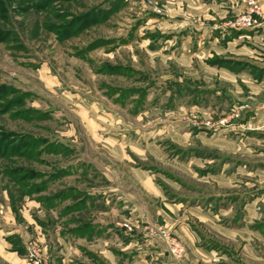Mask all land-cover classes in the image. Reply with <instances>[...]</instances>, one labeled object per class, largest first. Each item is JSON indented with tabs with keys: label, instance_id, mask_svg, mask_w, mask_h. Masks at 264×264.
I'll list each match as a JSON object with an SVG mask.
<instances>
[{
	"label": "rangeland",
	"instance_id": "1",
	"mask_svg": "<svg viewBox=\"0 0 264 264\" xmlns=\"http://www.w3.org/2000/svg\"><path fill=\"white\" fill-rule=\"evenodd\" d=\"M216 1L0 0V264H264V28Z\"/></svg>",
	"mask_w": 264,
	"mask_h": 264
},
{
	"label": "built area",
	"instance_id": "2",
	"mask_svg": "<svg viewBox=\"0 0 264 264\" xmlns=\"http://www.w3.org/2000/svg\"><path fill=\"white\" fill-rule=\"evenodd\" d=\"M141 1L156 15H163L165 12L164 5L160 4L161 0H137ZM240 4L238 11L233 10L234 19L229 22L233 28L257 29L264 25V0H237ZM128 231L133 228L126 225ZM171 253L176 258H181L184 253V247L179 243H174ZM35 264H39V260H35Z\"/></svg>",
	"mask_w": 264,
	"mask_h": 264
},
{
	"label": "crops",
	"instance_id": "3",
	"mask_svg": "<svg viewBox=\"0 0 264 264\" xmlns=\"http://www.w3.org/2000/svg\"><path fill=\"white\" fill-rule=\"evenodd\" d=\"M199 1V0H198ZM227 1V3L226 4H229V5H231L232 4V6H233V1L234 0H226ZM214 2H216L217 3V1L216 0H214ZM229 14L230 13V11H225L224 12V14H223V18L225 19V17H226V14ZM232 17V16H231ZM210 18H212L213 19V17L210 15ZM227 20V19H226ZM263 28H264V25H263ZM264 30V29H263ZM143 180H147V178L144 176V175H141L140 176ZM147 183H149L148 181H147ZM146 246H148V245H146ZM159 249H157L156 248V250H154V251H152V252H154L157 256H155V257H157V259L158 258H162L163 257V254H161L159 251H158Z\"/></svg>",
	"mask_w": 264,
	"mask_h": 264
}]
</instances>
